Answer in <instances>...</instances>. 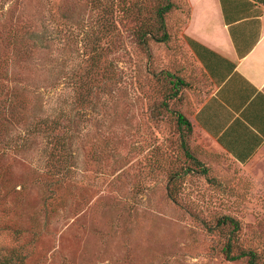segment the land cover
Listing matches in <instances>:
<instances>
[{
  "label": "rangeland",
  "instance_id": "1",
  "mask_svg": "<svg viewBox=\"0 0 264 264\" xmlns=\"http://www.w3.org/2000/svg\"><path fill=\"white\" fill-rule=\"evenodd\" d=\"M93 1L0 0V264H247L226 259L229 240L264 258V147L238 164L192 123L213 87L184 37L187 0H99L117 6L113 32ZM69 119L55 184L48 139L28 132Z\"/></svg>",
  "mask_w": 264,
  "mask_h": 264
},
{
  "label": "crops",
  "instance_id": "2",
  "mask_svg": "<svg viewBox=\"0 0 264 264\" xmlns=\"http://www.w3.org/2000/svg\"><path fill=\"white\" fill-rule=\"evenodd\" d=\"M184 37L213 90L192 123L235 162L264 147V4L187 0Z\"/></svg>",
  "mask_w": 264,
  "mask_h": 264
},
{
  "label": "trees",
  "instance_id": "3",
  "mask_svg": "<svg viewBox=\"0 0 264 264\" xmlns=\"http://www.w3.org/2000/svg\"><path fill=\"white\" fill-rule=\"evenodd\" d=\"M264 3V1H262ZM94 7H97L98 9H104V19H102L103 24L106 23V29L110 32H113L116 30V20L114 18L115 9H117V6L113 3H105L102 4L99 0L93 1ZM172 8V4L168 1L161 7L157 9V23L158 27L160 28V31L162 32L161 37L167 39V34L164 30L165 24H164V16L167 12L170 11ZM147 32L143 33L141 37H144ZM139 37V42H144L143 38ZM88 76L92 78V74L96 75V72H92L91 70L87 71ZM93 79V78H92ZM180 85H182L181 80L175 79L174 86L177 88ZM84 86V97L85 98H91L93 95L94 89L92 86ZM73 90L76 92L80 86H77L74 82ZM177 124L181 128H191V124L189 120L182 114L176 115ZM71 121L72 119H69L67 121V127L62 128V125L59 122L55 121H48L43 120L40 124L43 126V128L34 129V131L28 132L29 138H33L35 135L37 136L38 133L42 134L45 138L48 139V156H47V170L51 174L52 177H56L53 181L55 184L63 183V181L67 178V174L70 170V166L73 162V155L71 151V138H72V132H71ZM65 129V130H63ZM29 140V139H27ZM23 141L24 143L17 146V149H24L25 143L27 142ZM13 146H10L12 148ZM217 225L219 227H226L227 225L231 227V230H237L238 229V222H236L234 219L229 217H224L222 219H219L217 222ZM233 242L229 240L223 247V253L227 260L229 261H236L240 259H246L247 264H264V258H261L258 254L257 250L255 249H242L236 254H232L233 252Z\"/></svg>",
  "mask_w": 264,
  "mask_h": 264
}]
</instances>
